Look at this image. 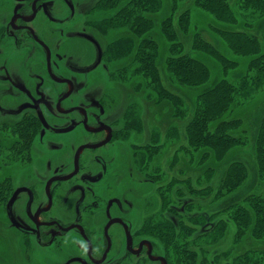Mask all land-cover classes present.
Instances as JSON below:
<instances>
[{
	"label": "flooded vegetation",
	"instance_id": "1",
	"mask_svg": "<svg viewBox=\"0 0 264 264\" xmlns=\"http://www.w3.org/2000/svg\"><path fill=\"white\" fill-rule=\"evenodd\" d=\"M82 1L0 0V74L7 76L8 63L17 62L28 77L16 85L27 102L8 121L5 167L19 164L26 172L20 181L11 172L6 176L8 228L35 247L51 249L57 264H179L163 246V256L154 254L160 242L151 234V211H141V223L131 220L140 191L151 188V139L140 143L129 132L142 124L138 106L130 119L113 114L118 98L112 92L75 99L100 70L116 88L135 76L125 73L128 65L114 68L123 57L108 54L111 42L104 38L117 27L108 26L107 13L114 10L93 0L77 28ZM4 108L0 102L1 114ZM31 162L40 163L38 171L44 166V173ZM128 162L135 172L123 171ZM124 178L137 188L110 194Z\"/></svg>",
	"mask_w": 264,
	"mask_h": 264
},
{
	"label": "rangeland",
	"instance_id": "2",
	"mask_svg": "<svg viewBox=\"0 0 264 264\" xmlns=\"http://www.w3.org/2000/svg\"><path fill=\"white\" fill-rule=\"evenodd\" d=\"M182 1L180 9L183 10L188 8L192 10L190 30L187 35L181 37L185 47L184 50L187 52L191 50L190 46L193 32L202 33L201 36L207 41L217 38V45L222 52H224L228 58L236 60L240 64L236 70H233V72L228 71L227 75H225L229 81L238 86L241 81L240 78L248 74H246V70L244 69L246 65L245 59H241L232 53L225 52L224 44L220 42L219 37L211 28H216V24L218 25L211 16L196 8L193 4V0ZM92 2L93 0H83L80 3V9L78 10L79 12L76 20L77 28L83 24L85 20L83 11L87 10L89 3ZM162 2L164 4L162 10L153 16L157 27L169 8V0H162ZM242 2V0H229V3L237 13L240 23L239 27L246 22L247 24L245 25L255 32L258 37L262 38L264 36V13L252 6L244 7ZM98 7H101V5L98 4ZM113 13L114 11H110L107 14L111 16ZM107 31L104 38L107 43L129 35L128 31L123 28H111L109 30L107 29ZM147 33H152V37L159 40L160 55L157 64L161 79L169 90L183 98L187 107L184 116H181L180 110L173 114V111L178 108L177 104H175L176 106H174L173 109L172 105L166 100L156 102V97L151 94V82L148 83L149 81L147 78L142 76H134L133 80L126 82L121 88H116L115 82L113 83L111 81L110 76L100 70L91 88L84 93L82 91L76 93L75 99L76 101H86L87 98H100L103 94L112 92L113 95L118 98L115 106L116 109L113 111V114L120 115L126 113V116L130 114V119L134 117L136 106H138V113L139 117H141L142 121L140 122H142V124L138 128L133 125L135 131L130 130L129 132H132V134L135 132L136 135L134 134V140L141 141L140 143H144V141H149V139H151V146H149V150H151V168L147 170L151 173V188L145 186V188L140 191L141 194H143L141 196L143 198L137 200V209L132 210L131 220L141 223L144 216L141 214V211L144 210L146 213H150L151 211V226L157 225L162 228V226L167 225L170 230H175L177 232L175 236H180L181 231L190 228L192 232L186 235L185 239L193 240L196 238V234L206 233L211 229V226L207 225V219H205L202 224L194 223V221L199 217L205 216L206 218L210 216L213 211L217 209V206L212 203V194L201 196V193H196L194 191L207 186L208 183L204 180V171L208 167L214 168V176L211 180V185L213 188H216L219 186L229 162L242 159L245 160L250 167L253 165V154L251 151L252 138L255 136L258 123L264 113V86L259 87L257 90L251 89L250 91L252 92L248 97L238 96L237 105L226 118L238 119L240 125L237 130L232 133L236 136L244 134L247 137V144L229 153L228 157L220 162V164L215 163L211 158L207 160L204 159V162L201 160L199 161L202 151L194 150L189 147L185 129L191 115L190 109L194 105L195 95L197 92L201 91V89H187L167 77L163 62L166 44L156 28L153 29L152 32L148 31ZM138 41L139 38H135L133 40L134 45H137ZM133 54L134 50L127 55L125 54L123 58L114 65V68L128 65L125 73H132L135 67V63L132 61ZM18 64L17 62H9L7 66L8 73H5L7 76H4L3 73L0 74V102L5 107L4 111H6L4 114L0 113V194L3 196L4 187L8 189L9 182L1 183L8 173L11 172L17 181H20L22 176L26 173L23 171V168H20L19 164H13L9 169L5 167V164L9 162L7 156L10 153L7 150V147H9L8 121L16 119L17 115H13V113L20 111V106L27 102L25 95L17 90L16 86L18 82L24 83L28 80V77L23 76V73L19 71L20 68ZM209 64L212 68L213 79L208 85H212L221 77V73L216 63L211 61ZM126 93H130L131 96L129 95V97H126ZM129 101H133L134 105H126ZM8 109H11V112H9ZM216 126L217 123L213 124L211 130ZM244 149H246V151H244ZM128 164L129 162L122 167L125 168L123 171L131 167V164ZM139 165L141 164L137 163V167H139ZM31 167L38 171L40 163L31 162ZM131 168L133 172L136 171L133 167ZM38 173H44V166L43 170L38 171ZM250 173V178L252 179H249L241 189L226 198L222 204L228 205L234 201H239L242 196L251 189L258 190L260 186H263L261 183H257L256 185L257 180L255 181V171ZM136 186L137 184L133 179L129 180V178H124L121 184L110 188L109 193L119 197L122 193L131 191L132 188H137ZM4 205L5 201L1 197L0 264H57L54 252H52L51 249H43L38 246L35 247L26 240V237H23L22 234L14 229L10 230L8 228ZM233 234L234 229L231 227L224 240L221 244L214 247V250L209 249L210 247L207 249L205 244L198 242V244H200L199 248H201L200 246L202 245L205 250L207 249L205 253L201 251V249H198L196 244H192L191 247L193 251H196L197 257L191 264H203L201 261L204 259L206 261L205 264H224L226 260L229 261L233 256L247 250L258 249L264 251V241L256 242L248 237L241 243L233 245ZM177 239L179 240L180 237ZM162 246V242L159 243V245L156 244V247H154L155 255H164V251L161 248ZM164 247L167 249L169 258L175 263V257L178 255H176V252L178 251L175 252L173 249L171 250L165 244ZM226 251H228L229 254L225 256L226 258L224 257L225 260L223 258L219 259L217 254ZM184 262L185 260H183V263ZM151 264L161 263H153L151 261Z\"/></svg>",
	"mask_w": 264,
	"mask_h": 264
},
{
	"label": "trees",
	"instance_id": "3",
	"mask_svg": "<svg viewBox=\"0 0 264 264\" xmlns=\"http://www.w3.org/2000/svg\"><path fill=\"white\" fill-rule=\"evenodd\" d=\"M242 1L244 7L252 6L264 13V0ZM182 2V0H169L168 12L157 27L153 16L162 10L164 5L162 0H103L104 6L114 10V14L107 19L108 26L124 28L129 33L111 42L108 45V54L113 58L123 57L134 50L135 67L132 75L147 78L148 83L151 82V94L156 97V102L166 100L173 109L177 104L178 108L173 114L180 110L181 116H184L187 107L183 98L169 90L161 79L157 64L160 43L158 39L152 37V33H147L156 28L166 44L163 62L167 77L187 89H201L195 95L194 105L190 109L191 115L185 129L187 143L192 149L202 151L199 161L204 162V159L211 158L215 163L220 164L229 153L247 144V137L244 134L236 136L232 133L240 125L238 119L226 118L237 105L238 96L248 97L252 92L251 89L257 90L264 86V36L258 37L245 25L246 22L239 27L237 13L229 0H193L196 8L218 23L216 28H211L224 44L225 52L245 59L244 69L248 74L245 77L240 76L241 81L236 86L225 75L228 71L236 70L240 64L222 52L217 45V38L207 41L201 36L202 33L193 32L191 50L189 52L184 50L181 37L187 35L190 30L192 10L180 9ZM135 38H139L137 45L133 43ZM211 61L217 64L221 77L212 85H208L213 79L209 64ZM216 123L217 126L211 130V126ZM251 151L252 167L242 159L229 162L216 188L211 185L214 168L208 167L203 174L207 186L194 190L196 193H201V196L212 194V203L217 206L210 216L199 217L194 221L202 224L207 219V225L211 226L209 231L196 234L193 240H186L185 236L192 232L190 228L181 231L180 236H175L177 232L170 230L167 225L162 228L157 225L151 226V234L163 243V247L165 244L171 250L178 251L175 257L177 263L182 264L185 260L184 263L191 264L196 259L197 253L193 251L192 244H196L204 253L207 252L208 247L214 250V247L224 240L231 227L234 229L233 245L241 243L246 237L256 242L264 241V113L252 138ZM12 157L15 158L14 155ZM16 157L20 158V155ZM254 171L255 181H258L256 185L261 183L263 186L258 190L251 189L239 201L237 200L238 202L222 204L226 198L252 179L250 172ZM7 180L9 179L5 177L1 184L8 182ZM4 188V196L0 194V199L2 197L5 201L7 189ZM198 242L205 244L207 249L205 250L202 245L199 248ZM227 254L228 251L217 255L219 259L225 260ZM201 262L205 264L206 261L204 259ZM226 263L264 264V251L247 250L233 256L229 261L226 260L224 264Z\"/></svg>",
	"mask_w": 264,
	"mask_h": 264
},
{
	"label": "water",
	"instance_id": "4",
	"mask_svg": "<svg viewBox=\"0 0 264 264\" xmlns=\"http://www.w3.org/2000/svg\"><path fill=\"white\" fill-rule=\"evenodd\" d=\"M13 198H14V196H13ZM13 198H12V199H13Z\"/></svg>",
	"mask_w": 264,
	"mask_h": 264
}]
</instances>
